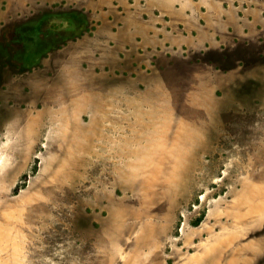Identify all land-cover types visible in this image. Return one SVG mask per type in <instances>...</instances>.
Instances as JSON below:
<instances>
[{"label": "rangeland", "instance_id": "1", "mask_svg": "<svg viewBox=\"0 0 264 264\" xmlns=\"http://www.w3.org/2000/svg\"><path fill=\"white\" fill-rule=\"evenodd\" d=\"M0 264H264V0H0Z\"/></svg>", "mask_w": 264, "mask_h": 264}, {"label": "trees", "instance_id": "2", "mask_svg": "<svg viewBox=\"0 0 264 264\" xmlns=\"http://www.w3.org/2000/svg\"><path fill=\"white\" fill-rule=\"evenodd\" d=\"M55 20H59V21H63L62 18L60 17H56ZM83 21L82 19H80L77 22L76 27L79 28L82 25ZM32 29H30V33H28L29 36L34 37L35 41H29L27 38V33L21 29L20 27L18 28V33L21 36L22 40H24V58L22 61V65H24L26 68H31L32 66H34L35 64H37V62L40 60L41 57V53L37 54L38 51H40V49L46 50L48 48V45H42V47H40V43H38V38L36 39V35L38 34L40 27L39 26H31ZM35 35V36H34Z\"/></svg>", "mask_w": 264, "mask_h": 264}]
</instances>
